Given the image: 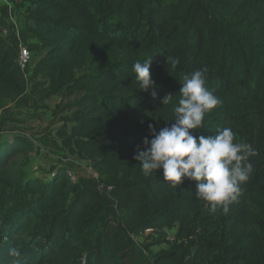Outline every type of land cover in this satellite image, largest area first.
<instances>
[{
	"label": "trees",
	"instance_id": "obj_1",
	"mask_svg": "<svg viewBox=\"0 0 264 264\" xmlns=\"http://www.w3.org/2000/svg\"><path fill=\"white\" fill-rule=\"evenodd\" d=\"M23 7L26 50L42 53L31 93L41 103L73 99L56 136L97 178L72 181L58 169L45 183L24 180L11 158L27 155L31 143L0 140V264H264V0H23ZM166 54L180 63L166 66ZM18 55L16 37L0 35V100L29 89ZM150 57L155 99L133 72ZM197 69L221 104L194 134L230 127L257 153L227 214L211 213L195 182L171 187L162 170L145 176L133 158L151 139L149 125L171 126L183 76ZM148 230L155 236L135 239Z\"/></svg>",
	"mask_w": 264,
	"mask_h": 264
},
{
	"label": "clouds",
	"instance_id": "obj_2",
	"mask_svg": "<svg viewBox=\"0 0 264 264\" xmlns=\"http://www.w3.org/2000/svg\"><path fill=\"white\" fill-rule=\"evenodd\" d=\"M166 66L175 68L179 58L164 55ZM152 57L133 65L136 83L144 92L152 91L155 99V82L150 75ZM206 70L197 69L183 76L178 102L173 106L171 126L158 131L149 125L151 139L144 140V150L137 148L134 159L145 176L162 170L169 186L177 188L184 179L196 184L195 196L204 202L211 213L227 214L229 205L241 195L253 171L250 157L256 150L251 145L236 142L230 127L217 128L215 135H195L204 129L205 116L220 104V98L206 87ZM172 94H166L161 103L168 105ZM11 257H19L18 248H10Z\"/></svg>",
	"mask_w": 264,
	"mask_h": 264
},
{
	"label": "rangeland",
	"instance_id": "obj_3",
	"mask_svg": "<svg viewBox=\"0 0 264 264\" xmlns=\"http://www.w3.org/2000/svg\"><path fill=\"white\" fill-rule=\"evenodd\" d=\"M17 21L9 22L0 35L5 38L15 36L18 47L26 49L31 40L24 39L22 32L25 27V16L21 6L17 3L14 8ZM42 57V53H29L25 62L24 74L28 84L34 64ZM73 101L65 96H52L43 103L38 101L37 95L28 91L16 100H0V120L5 119L0 129V140H10L14 137H24L31 143V151L27 155L16 154L11 158L12 170L22 176L24 180H37L42 183L52 178L58 169L66 170L70 180L78 178H92L97 176L91 168V163L62 149L56 131L65 123L71 114L68 107ZM68 126V125H66ZM170 240L175 229L166 230ZM155 236L151 230L137 236L135 239L142 242L146 237ZM167 246H154L152 251L166 249Z\"/></svg>",
	"mask_w": 264,
	"mask_h": 264
},
{
	"label": "crops",
	"instance_id": "obj_4",
	"mask_svg": "<svg viewBox=\"0 0 264 264\" xmlns=\"http://www.w3.org/2000/svg\"><path fill=\"white\" fill-rule=\"evenodd\" d=\"M17 3L23 10V0H0V30H2V33L5 32L4 28L9 25V22L13 21L14 23H16L17 16L15 14L14 8L17 6ZM24 20L25 27H27V20Z\"/></svg>",
	"mask_w": 264,
	"mask_h": 264
},
{
	"label": "built area",
	"instance_id": "obj_5",
	"mask_svg": "<svg viewBox=\"0 0 264 264\" xmlns=\"http://www.w3.org/2000/svg\"><path fill=\"white\" fill-rule=\"evenodd\" d=\"M29 52L26 49L19 48V55H18V64L20 69L24 72L25 70V62L28 60Z\"/></svg>",
	"mask_w": 264,
	"mask_h": 264
}]
</instances>
